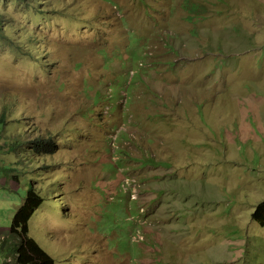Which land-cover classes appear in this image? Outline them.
<instances>
[{"label":"rangeland","instance_id":"374dc122","mask_svg":"<svg viewBox=\"0 0 264 264\" xmlns=\"http://www.w3.org/2000/svg\"><path fill=\"white\" fill-rule=\"evenodd\" d=\"M30 188L55 264H264V0H0V242Z\"/></svg>","mask_w":264,"mask_h":264},{"label":"trees","instance_id":"16d2710c","mask_svg":"<svg viewBox=\"0 0 264 264\" xmlns=\"http://www.w3.org/2000/svg\"><path fill=\"white\" fill-rule=\"evenodd\" d=\"M37 150H49L54 146L50 139H38L35 143ZM26 202L15 214L12 225L7 229L10 236L17 238L13 244L0 242V253H5V257L15 258L16 264H55L54 259L38 243L29 237L28 222L41 198L31 188L27 192ZM255 221L264 224V202L259 204L253 213ZM8 246L7 250L4 249ZM2 250L4 252H2Z\"/></svg>","mask_w":264,"mask_h":264},{"label":"clouds","instance_id":"9594fccd","mask_svg":"<svg viewBox=\"0 0 264 264\" xmlns=\"http://www.w3.org/2000/svg\"><path fill=\"white\" fill-rule=\"evenodd\" d=\"M144 145H145V142H144ZM141 147V144L139 145ZM141 153V152H140Z\"/></svg>","mask_w":264,"mask_h":264}]
</instances>
